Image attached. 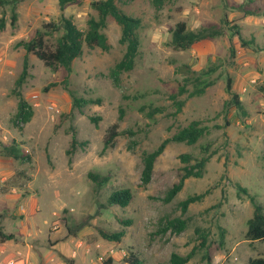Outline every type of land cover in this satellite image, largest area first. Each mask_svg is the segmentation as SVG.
<instances>
[{"label": "rangeland", "instance_id": "374dc122", "mask_svg": "<svg viewBox=\"0 0 264 264\" xmlns=\"http://www.w3.org/2000/svg\"><path fill=\"white\" fill-rule=\"evenodd\" d=\"M94 1L79 0L61 8L58 0H18L16 27L10 26L12 6L0 5V18L6 21L0 32V149L16 143L29 157L14 160L0 150V228L21 243V254L3 257L0 264H130L133 256L141 264H169L173 253L189 257L185 264H248L264 257V241L246 237L253 215L251 198L264 207V17L246 11L264 10V0H177L161 10L152 0H123L119 7L141 20L140 53L133 70L121 74L118 84L111 78V68L125 51L119 44L121 28L112 19L106 28L110 51L84 46L67 88L64 70L47 68L28 55L22 95L34 117L19 131L11 123L17 106L11 91L25 59L18 43L31 40L44 24L63 16L83 29L88 18L96 16ZM178 22L191 30L212 27L220 34L191 50L177 51L170 43ZM61 34L47 36L48 46ZM186 67H212L209 79L214 84L200 96H181L186 103L173 116L169 96L183 84ZM228 78L246 116L224 108L231 99ZM70 90L100 102L86 106L81 114L72 108ZM142 106L163 112L148 118L139 111ZM90 117L99 119L97 127ZM192 121L207 127V134L192 146L169 143L154 164L150 182L144 184L143 154ZM115 124L118 135L104 149L106 134ZM73 135L76 150L67 155ZM203 147L215 153L204 176L185 180L176 197L165 202L182 174L179 156L187 153L198 159ZM89 173L108 181L97 186ZM125 189L132 193L128 206L108 202L113 192ZM204 193L201 201L182 211V201ZM175 219L184 221L185 228L164 231ZM121 231L119 241L102 235ZM50 237L68 241L77 253L75 261L49 252Z\"/></svg>", "mask_w": 264, "mask_h": 264}, {"label": "trees", "instance_id": "16d2710c", "mask_svg": "<svg viewBox=\"0 0 264 264\" xmlns=\"http://www.w3.org/2000/svg\"><path fill=\"white\" fill-rule=\"evenodd\" d=\"M79 0H58L59 6L64 8L70 3H75ZM177 0H152L154 7L161 10L167 3L174 4ZM252 3L254 0H246ZM18 0H0V5L12 6V14L10 17V26L16 27L17 13L16 3ZM123 0H96L91 3L92 9L96 12V16H90L86 21L85 27L82 29L71 17H62L59 20H53L42 26V29L37 31L36 35L29 41L18 43L25 50V59L23 61V69L15 80L14 88L11 93L17 99L16 112L11 119L12 125L19 131L32 121L34 117V110L32 105L22 95V87L28 77V61L27 56L32 54L40 60L45 67L52 70L62 69L65 71V79L63 85L67 88V82L74 62L83 55L84 46L88 48H99L101 51L108 52L111 49V44L106 34L107 23L109 19L114 20L121 28V36L119 44L125 48L122 58L111 68L110 75L115 84H118L121 74L130 72L135 67L136 59L140 53V38L139 29L141 28V20L138 18L127 15L119 4ZM246 14L249 16H262L264 17V10H247ZM6 27L4 17L0 18V32ZM62 31L61 36L56 40L53 46H48L46 37L55 32ZM220 33L212 27H200L194 30L188 29L185 22H178L172 33V40L170 45L177 51H188L192 47L204 40L213 39ZM187 76L183 80V84L179 86L177 93L169 96L175 112L173 116H177L182 112L186 103V99H179L181 96L187 94V97H194L202 95L205 90L212 86L214 82L209 79V75L213 73L214 69H202L201 71H193L190 67H186ZM54 86L56 84H53ZM52 85V86H53ZM226 89L231 99L224 105L225 110H235L246 116V111L240 101L239 95L233 91L232 79L228 78ZM191 88V89H190ZM45 91L48 88L44 89ZM70 97L72 99V108L78 110L82 114V110L90 104H99L100 100L85 99L77 97L70 90ZM139 111L144 113L148 118H153L156 114L162 113L163 108L150 109L142 106ZM123 118V110L120 109L119 120ZM98 118L90 117V121L97 127ZM117 125H113L107 132L104 139V149L113 145L115 137L118 135L116 131ZM208 132V128L201 125L200 121H192L187 126L179 129L172 137L163 140V142L152 152L143 154V171L142 181L148 184L151 180L154 170V164L157 158L164 152L166 146L173 143H184L192 146L199 142ZM76 137L73 135L71 140V148L67 151L70 155L76 150ZM1 154L5 157L14 160H25L29 157H24L19 151V145L14 143L10 146H3ZM208 147L202 149V156L200 158H193L190 154H181L179 159L184 164L182 174L179 182L174 184L173 187L167 192L164 199L165 202H171L176 195L183 189L185 180L189 178H202L205 174L206 165L209 163L211 157L215 153H209ZM91 179L97 186H101L108 181V177L100 179L99 176L89 173ZM246 191V189H243ZM205 196L204 194L192 195L181 202L182 211L186 212L189 205L201 201ZM132 193L130 190H118L111 194L108 202L120 207H126L130 204ZM253 202V215L247 222L246 237L251 241H264V207L258 204L251 198ZM185 228V222L180 219L169 221L164 226V231L171 229L174 232H180ZM104 238L114 241H119L124 233L102 234ZM13 234H6L0 228V243L8 240H13ZM205 246V239L201 243ZM189 257H181L175 253L171 255L169 264H185ZM130 264H141V262L134 256L129 260ZM248 264H264V257L250 259Z\"/></svg>", "mask_w": 264, "mask_h": 264}, {"label": "crops", "instance_id": "0c3cea01", "mask_svg": "<svg viewBox=\"0 0 264 264\" xmlns=\"http://www.w3.org/2000/svg\"><path fill=\"white\" fill-rule=\"evenodd\" d=\"M48 242L51 245V253H54L55 251L57 253H60L68 258H73V260L75 261V257L77 255L76 252H74L71 247L67 242H59V239H57V237H50L48 239ZM75 243L78 246H81L80 242L77 243V241H75ZM20 242H15L14 239L13 240H8L5 242H1L0 243V259L4 260H8V259H14L17 257L18 254H21L20 252ZM82 247V246H81ZM48 252V253H49ZM53 260V259H52ZM76 263V261L74 262V264ZM77 264V263H76Z\"/></svg>", "mask_w": 264, "mask_h": 264}, {"label": "built area", "instance_id": "2783aa9c", "mask_svg": "<svg viewBox=\"0 0 264 264\" xmlns=\"http://www.w3.org/2000/svg\"><path fill=\"white\" fill-rule=\"evenodd\" d=\"M80 244L82 245V242H80ZM109 253H110V255H113L115 253V249L114 248H111L109 250Z\"/></svg>", "mask_w": 264, "mask_h": 264}]
</instances>
